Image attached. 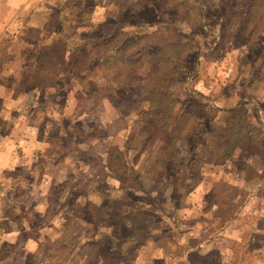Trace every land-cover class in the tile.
<instances>
[{
  "label": "rangeland",
  "instance_id": "1",
  "mask_svg": "<svg viewBox=\"0 0 264 264\" xmlns=\"http://www.w3.org/2000/svg\"><path fill=\"white\" fill-rule=\"evenodd\" d=\"M57 1L41 0L42 10L53 7ZM85 3L86 11L82 12L85 11V15L90 12L89 24L80 23L74 30V24L65 28L63 35L68 39L59 41L53 54L56 70L67 73L82 65L84 55L75 62V57L81 53L82 39L88 41L93 34L104 35L107 29L114 30L122 39L137 16L151 21V26L141 25L137 28L143 30H136L139 35L150 33V36H141L122 53L148 60L151 80L160 90L157 95L164 91L183 93L177 103H169L168 112H163V120H168L171 111L180 120L181 134L173 131L172 125L165 129L166 133H172L166 140L171 143L173 137L177 138L179 144L176 148L173 144L171 151L176 149L180 156L159 171L154 169V150L142 148V139L146 138L142 132L148 128V137H152V129L159 126L150 122L155 119L151 111L147 112L151 115V126L147 127L138 117L128 116L131 112L133 115L142 113L140 108L144 99H148L143 86L136 87L132 93L108 90V99L93 105L91 110L92 102H86L81 108L75 106L74 113L84 110L83 117H78L79 121H62L66 125L64 131L54 132L51 143L57 148L56 153L52 152L56 156L52 161L45 151L57 116L50 111V95L41 92L37 103H32L31 98L27 101L26 96L13 93L14 100L7 102V114L3 110L5 103L1 104L0 136L15 141L20 137L27 142L23 153L26 158L24 163L5 168L3 178L20 175L29 180L0 183V215L10 218L17 213L25 221L24 225L14 224L13 230L19 231L21 239L15 243L4 240L0 264H45L44 258L50 259L45 246L41 254L30 253L39 235L48 232V240L52 238L47 223L43 224L49 218L55 219L59 231H63L61 222L66 217L86 227L81 230L86 238L99 232L100 238L91 251H102L106 258L108 234L113 230L108 223L125 208L130 212L128 215L137 218L135 227L143 221L144 227L147 224L156 229L171 227L173 220H180L177 217L180 208L189 204L198 209L189 216H196L198 224L208 220L204 224L207 226L210 222V227L189 233L194 239L181 234L180 227L169 232L173 231L171 236L175 235L182 242H205L204 247L197 244L188 264H264V0H99V7L92 14L94 24L102 22L99 27L90 22L93 3ZM130 3L135 6L130 7ZM145 4L149 6L141 7ZM105 5H109V11ZM104 7L107 20L101 21L98 20L99 8ZM178 40L190 45L187 52L195 50L194 57L183 59L181 64L167 55L162 57L163 53L173 51L183 53L184 47L175 43ZM179 64L192 65V75L180 74ZM85 66L89 67V61ZM111 69L116 67L110 66L108 71ZM121 75L123 73L118 74V78ZM136 78L135 82H139ZM106 79L110 81L107 76ZM14 88L15 92L21 91L17 84ZM53 89L54 86L48 88ZM231 94L236 102L223 107L234 109L217 111L218 98L225 100ZM40 101L46 104L43 106ZM152 104H148L147 109ZM10 111L14 114L12 117ZM5 115L7 117L3 118ZM105 120L109 121L105 123L107 127L100 128ZM131 121L135 124L129 130L126 126ZM80 123L86 131L83 135L79 133ZM77 132L80 135L76 140L83 145L79 151L71 145ZM135 135L138 140L133 139ZM133 141L135 147L132 148L128 145ZM37 145L42 148L39 152H36ZM10 152L17 151L11 149ZM119 159L123 163L127 161V178L119 175L125 173L124 168L119 167ZM34 167L37 171L27 176ZM49 190L54 196L53 204L49 213L42 215L48 209ZM5 221L0 219V233L1 227L8 225ZM74 237L77 236L72 234ZM132 253L125 250L120 260L117 251L112 250L107 258L109 256V264L112 257L118 258L119 264H130Z\"/></svg>",
  "mask_w": 264,
  "mask_h": 264
},
{
  "label": "trees",
  "instance_id": "2",
  "mask_svg": "<svg viewBox=\"0 0 264 264\" xmlns=\"http://www.w3.org/2000/svg\"><path fill=\"white\" fill-rule=\"evenodd\" d=\"M86 1H90L91 4L93 3V7L91 9V24H93V26L99 27L102 22L96 24L92 22V14L99 7V0H58L53 7L41 10L42 14L45 15L43 26L44 36L47 35L50 38L44 40L43 43L36 42L38 45L29 48V50L25 54V58H23L22 70L19 71V73L21 74V91H24V93L27 94L29 98H31L32 103H37V101L39 100V93L42 94L41 92L50 95V111H54L57 115L55 116V129L50 133L48 137V147L45 151L49 153L50 160L51 158H56L55 155L53 156L52 152L56 153L57 146L51 143V138L55 133H62L64 131L66 125H63L62 121H79L80 119L78 117H83L84 110H80L79 112L74 113L75 106L81 108L84 107V104H86V102H92L93 104L89 108V110H91L93 108V105L103 102L105 98L108 99V90H111L113 92L131 91L132 93L133 91H135V89H137L136 87L143 86L144 90L148 94V99H144L143 107L140 108L142 113H140L139 115H133L131 112L130 114H128V116L138 117L141 122L146 123L147 127L151 126L149 124V118L151 117V115H148L147 112L151 111L154 114L155 119L151 120L150 122L154 123V125L159 124V126L157 127V129H152L154 130V132H152V137H148V133L150 132L147 131L149 130L148 128L146 131L142 132L144 138L146 136L145 139H142V143L144 146L142 148L145 150L148 149L149 151L154 150V169L161 171L163 166L171 163V161L175 158L178 159V157L180 156V154L177 153L176 149H174V152L171 151V149L173 150V144L174 148H176L179 144L177 138L173 137L174 139L170 143V141L166 140V137L172 135V133H166L168 131L165 130L168 126L172 125L171 129H173V131L175 130L177 133L178 131H180V120H178V118H175V115L172 113V111L169 114L168 120H163V112H168V106L170 105L169 103H177L180 97L183 96V93L180 90H177L176 92L172 91L170 93L164 91L160 93V95H157L160 90L156 88V86L153 84V81L151 80V66L150 64L148 65V60L143 61L141 57L128 55L130 53H128L127 55L122 53L130 45L132 46L136 44L141 39V36L146 38L150 36V33L139 35L136 30H143V28L136 29L133 27H138L141 25H143L144 27H149L153 24L151 21H141L134 18L131 21V25H128L130 27L126 30V35L122 39H120L112 29H107L105 34H102L101 36H94L93 34L91 38H88V41L86 39H82L80 41L83 42L81 53L75 57V62H77L84 55V61L82 65H77L71 68V70H69L67 73L59 72L55 68V57H53V54L57 48V43L59 41L68 39L64 37L66 35H63L65 34V28L68 29L70 25L74 24V30V28L77 27L80 23L89 24L88 21L90 20V12L85 15ZM84 9L85 11L82 12ZM78 12L79 17L77 18ZM162 37L169 39L167 35L165 36L162 34ZM175 43L180 44L184 47L183 53H177L176 51H173L169 53H163L162 57H165L164 55H167L171 58L176 59L177 61H180V64L182 63L183 59L194 57L195 50L192 49L191 51L187 52L190 48V45L186 41L178 40ZM131 53H133V51ZM158 58H160V56H158ZM87 61H89V67L85 66ZM120 63L126 66L122 68L120 67L121 65H119ZM180 64L178 66L180 74L184 73L185 76H191L193 73L192 65L180 66ZM110 66H114L116 67V69H111L108 71V68ZM120 73H123V75H121V78H118V74ZM106 76L110 78L109 82L107 81ZM136 77L140 79L139 82H135L137 81ZM51 86H54V89L52 91L48 90V88ZM175 93H177V95H175ZM151 96H155V98L151 99ZM41 102L42 104H46L45 101H40V103ZM150 103L153 104L149 109H147L148 104ZM215 109L217 111L232 110L229 108H224L222 106H216ZM142 118L144 119L142 120ZM174 120L176 123H173ZM105 123L108 124L109 121L105 120L103 124H100V128L104 125L107 127ZM134 124L135 123H133V121L128 122L126 128L132 130L131 125ZM83 130L84 127L82 123H80L79 133L81 135L86 133V131ZM79 133L77 132L74 136V139L71 141V145L77 148V151H79L80 147L83 146L76 140L77 136L80 135ZM126 137L129 138L130 136L126 135ZM133 139L138 140L136 135L135 137H133ZM128 146L132 148L135 147L134 141ZM115 150H118V153L121 152L119 149ZM114 153L116 152L114 151L112 152V154H110V158L113 157ZM56 164L57 163L55 160V166ZM118 164L119 167L122 166L124 168L125 173L117 174L124 175L126 176L125 178H127L129 176V174H127L126 172V167L128 166L127 161L123 163V160L119 159ZM169 166L170 165H168V167ZM36 171L37 169L36 167H34L33 169H30L26 175H33ZM122 178L124 177H121V179ZM24 179L29 180V178L26 177ZM124 182L125 181H122V183ZM12 187L13 186L11 185V188ZM120 188H124V185L121 184ZM53 197L54 196L52 192L49 190L46 195L48 201V209L46 210L47 212L43 213L42 215L49 213L53 204ZM81 197L84 198L85 196L81 195ZM126 209L127 208L118 213V216L111 223H108L111 227H113V230L111 231V234H108V236H110V242L105 248L104 253L106 255V258L102 251H91L92 247L100 238L99 232H97L93 236H90V238H88L89 240H85L87 238L83 235V232H81V230L83 231L86 227L83 228V226H78L75 220L72 221L66 217L64 218L65 221L60 219V221H63L61 222L63 231H59V229L55 228L53 223L50 225L48 224L53 220V218L45 220L43 224L47 223L50 234L51 236H53L50 240H48L50 236L48 232L47 234H42L40 243L46 242V244H43L41 249H43V246H45L44 250L47 253V257L50 258V255H52L53 260H51V258L45 260L44 258L43 261L45 262V264L53 262H55L54 264H63L65 262L68 263L71 259L70 254L73 253L76 257L78 255L84 256V260L88 262L87 264H91L93 263L92 261L97 260V255L103 254L104 261L102 260L103 263L101 264H109V256L107 258V255L109 251L112 250L117 251V254L120 256L121 260L122 253L125 250L134 251V249L142 245L146 241V237L148 236L149 232V230L147 229V224H145V227L143 226V221H140L138 227H135L137 218L128 215V213L130 212L128 209ZM99 224L104 223L100 222ZM68 228L72 229V231L68 230ZM72 234H75L77 237L72 238ZM68 258L70 259L68 260ZM120 260H118V258L116 259L112 257L110 263L119 264Z\"/></svg>",
  "mask_w": 264,
  "mask_h": 264
},
{
  "label": "crops",
  "instance_id": "3",
  "mask_svg": "<svg viewBox=\"0 0 264 264\" xmlns=\"http://www.w3.org/2000/svg\"><path fill=\"white\" fill-rule=\"evenodd\" d=\"M113 4L116 8H118L117 3L113 1ZM130 4H131L130 7L135 6L133 3ZM41 6H42L41 0H0V110L2 111L1 104L4 102L5 107L3 110L4 112H6V114L8 113V111H5L7 110L8 107L7 102L12 101L13 97L11 95H13V93L20 94L21 97L26 96L27 101L29 100V96L25 94L24 91H20L19 89H18L19 92L13 91V90L17 91V89L14 88L16 84L18 85V87L21 86L20 85L21 74L19 73V71L22 70L23 58H25V54L27 53L30 47L38 45L37 43H41V42L43 43L44 40L50 38L47 35L44 36L43 26L45 21V15H43L41 12L42 10ZM105 6L108 7V11H109L110 9L109 5H105ZM143 6L148 7L149 5L148 4L141 5V7ZM105 9H106L105 7L103 9L99 8V16L101 19L98 18V20L101 21L107 20V16H106L107 14L105 15L104 13ZM136 19L141 21H146L138 16ZM133 28L137 29V27H133ZM236 72L238 73L239 69L236 70ZM3 90L5 91V93ZM229 96L230 97L228 98L227 96L225 100L223 99V97L220 96L218 98L219 100L218 102H220V104H218V102L216 101L217 102L216 105L223 107V105L225 104V106L230 107L231 104H234L237 99L233 94ZM230 109H234V107H231ZM9 114L10 117L14 115L13 113H11V111ZM6 117L7 115H5L3 118ZM22 127L19 130H21ZM26 144L27 142H25L23 139H20V137L17 138L16 141L11 139L10 137L7 138H4V136L1 137L0 180L3 181H0V183H7V182L21 183L22 181H24V178L20 175L17 178H12L11 176L3 178L4 175L3 171L9 165L20 164L21 162L24 163V159L26 157L23 156L24 155L23 153L26 150ZM37 146L38 147H36V152H39V150H41L42 148H40L39 145ZM11 149L17 152H10ZM10 158L12 160L11 163H10ZM1 187H3V185H1ZM1 208L2 206L0 205V211ZM193 211L194 212L198 211L195 205L192 206L189 204L183 208H180L179 213L177 215V217H180V220H175V221L173 220L172 221L173 225L171 227H167V228L166 226L163 228L156 227V229H154L151 228L150 226L149 227L147 226L149 232H148V236L146 237V241L142 245L134 249L132 253V257L130 258V264H188L190 262L189 256L192 251H196L197 244H199L201 247H204L205 242L200 241L199 243L197 242L195 243L193 241L187 243V242H182V240H180L181 241L180 242L179 241L180 238L174 237L175 235L171 236V234H173V231L171 234L169 232L171 231V229L176 231L180 227L181 234L183 233L184 235H188L187 236L188 239H194L192 238L193 236H189L190 235L189 233L200 232L206 229L207 226H209L210 222L207 224V226L204 223L208 222V220L201 222L200 223L201 225L198 224V222L196 221L197 218H195L196 216H192V217L189 216V214L192 213ZM1 218L5 219L6 220L5 222H7L8 225L4 224L1 227L0 251L4 243V240L8 241L9 243H15L17 240L21 239L19 236V231L13 230L14 224L18 222L19 224L22 223V225H24L25 223L23 218L20 217V215H18L17 213L14 217L12 216L10 218L9 217L5 218L0 215V219ZM52 223L55 226V228H57V224L55 223L54 219L50 221L48 224L50 225ZM102 225L103 228H105V224ZM196 225H200V226L197 227ZM22 228L24 229V227ZM192 230H194V232ZM177 234L179 233L177 232ZM22 236L23 235H21V237ZM41 236L42 234L39 235V237L36 239L37 241L32 245L31 247L32 251L30 254L32 253L34 255L36 253L41 254V248L43 245L42 243H40ZM85 240H89V239L87 238ZM21 242L22 241H20V243ZM200 249L202 250L203 248ZM70 256L71 259L68 258V260L70 259L69 262L68 263L65 262L63 264H73L75 261L84 264L85 261L84 256L78 255L76 257L75 254L73 253H71ZM97 256H98L97 260L96 261L94 260V262L91 264H95V263L101 264L102 260L104 261L103 255H97ZM50 258L51 260H53L52 255H50ZM54 263L55 262H53V264Z\"/></svg>",
  "mask_w": 264,
  "mask_h": 264
}]
</instances>
